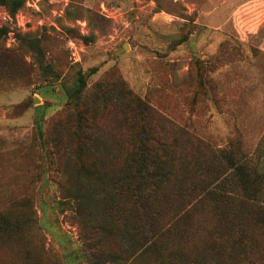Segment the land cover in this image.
<instances>
[{
    "label": "rangeland",
    "instance_id": "1",
    "mask_svg": "<svg viewBox=\"0 0 264 264\" xmlns=\"http://www.w3.org/2000/svg\"><path fill=\"white\" fill-rule=\"evenodd\" d=\"M18 3L0 4V264H157L129 255L114 188L137 99L173 158L163 259L224 264L230 240L206 190H230L236 166L264 173V0Z\"/></svg>",
    "mask_w": 264,
    "mask_h": 264
},
{
    "label": "trees",
    "instance_id": "2",
    "mask_svg": "<svg viewBox=\"0 0 264 264\" xmlns=\"http://www.w3.org/2000/svg\"><path fill=\"white\" fill-rule=\"evenodd\" d=\"M0 4L9 7L11 13L22 5L18 0H0ZM4 32L5 30L0 28V37ZM77 82L72 90L67 91L69 101L79 99L85 87L82 75L78 76ZM100 90L101 88H98L95 94H100ZM136 98L132 93L127 97L130 102ZM136 108V115L140 120L139 126L133 124V128L124 135L126 149L113 174L116 198L124 197L123 206L126 204L128 212L130 228L128 230L125 224V236L131 244L134 243L129 255L134 257L135 253V256L145 254L155 259L157 264H183L175 252L163 259V252L170 249L164 244L166 243L164 240L171 242L172 238H169L170 231L165 234L166 230L156 225L161 209V190L164 186L166 188L168 184L172 185L176 182V179L169 180L174 176L171 168L169 169L173 158L164 150V145L154 134L152 127L145 123L144 111L146 112L147 108H144L139 99ZM79 115L82 117V113ZM84 169H87L88 176L95 173L92 167ZM236 170L237 177L230 190L226 192L212 188L206 190L211 198V205L220 212L219 218L223 227L221 235L227 234L231 243L218 246L216 250L218 252L222 249L225 253L224 264H264V244L259 240L260 235H256V243L253 242L251 235L253 228L258 233L264 232V173L250 174L239 166H236ZM98 177L100 178V175ZM110 178L111 176L108 175V180ZM9 223L7 218L0 216L1 231H6ZM19 224L20 221L16 222L17 226L14 228L21 227ZM224 224L227 231L224 230ZM218 228V225L208 228L207 233L210 238L220 236ZM234 235L237 252L232 253ZM29 258L24 257L23 264H26ZM184 264H191V260Z\"/></svg>",
    "mask_w": 264,
    "mask_h": 264
}]
</instances>
